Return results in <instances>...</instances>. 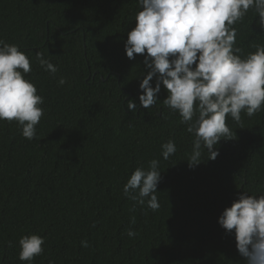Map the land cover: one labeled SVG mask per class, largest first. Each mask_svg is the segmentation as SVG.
<instances>
[{"label": "trees", "instance_id": "trees-1", "mask_svg": "<svg viewBox=\"0 0 264 264\" xmlns=\"http://www.w3.org/2000/svg\"><path fill=\"white\" fill-rule=\"evenodd\" d=\"M139 10L137 0H0V39L29 55L26 78L45 101L36 139L0 120V264H28L19 240L31 234L45 237L33 264H245L218 217L241 191L264 194V111L242 113L241 124L228 117L232 139L220 141L216 160L205 149L190 168L193 136L163 106V86L155 106L126 107L139 104L147 71L143 56L130 60L124 50ZM254 18L250 10L236 25L242 55L264 42ZM169 139L177 152L165 160ZM152 159L162 172L155 212L123 195Z\"/></svg>", "mask_w": 264, "mask_h": 264}, {"label": "clouds", "instance_id": "clouds-1", "mask_svg": "<svg viewBox=\"0 0 264 264\" xmlns=\"http://www.w3.org/2000/svg\"><path fill=\"white\" fill-rule=\"evenodd\" d=\"M140 10L135 26L127 33L124 50L127 58L144 57L147 69L139 84V104L128 100L127 109H149L160 101L161 88L167 91L162 104L180 116L192 134L189 167L198 166L204 150L206 160L219 156L217 145L231 140L228 117L242 123V113L252 117L264 111V42L253 43L255 51L242 55L237 46L238 29L250 10L264 33V0H137ZM258 18V19H257ZM40 67L52 75L58 67L37 52ZM32 71L29 55L18 44L0 39V120L16 121L22 136L37 138L36 127L45 115L44 97L27 77ZM153 81H155L153 85ZM59 85L67 83L64 77ZM177 152L174 140L161 145L168 160ZM159 160L148 167H137L123 185V195L147 206L160 208L156 193L162 176ZM135 224V218L131 219ZM225 233L234 236L236 249L245 264H264V194L241 191L230 207L218 217ZM95 224H93V227ZM128 237L137 233L127 229ZM45 237L22 236L19 259L33 264L44 252ZM84 248L88 241L82 240Z\"/></svg>", "mask_w": 264, "mask_h": 264}]
</instances>
